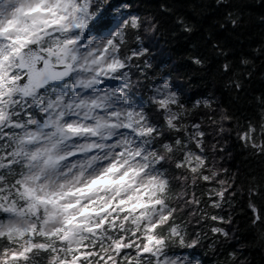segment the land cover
Here are the masks:
<instances>
[{
    "label": "snow or ice",
    "instance_id": "6c2138e0",
    "mask_svg": "<svg viewBox=\"0 0 264 264\" xmlns=\"http://www.w3.org/2000/svg\"><path fill=\"white\" fill-rule=\"evenodd\" d=\"M239 21L229 11L218 23ZM158 31L132 0H0V264H202L197 250L217 241L205 245L185 216L229 237L225 217L208 211L231 181L207 137L235 117L212 93L186 100L168 76L133 84V67H151L144 36ZM211 49L226 86L242 90L254 61L241 55V70L226 45ZM237 135L264 156V120ZM249 207L264 227V211Z\"/></svg>",
    "mask_w": 264,
    "mask_h": 264
},
{
    "label": "trees",
    "instance_id": "16d2710c",
    "mask_svg": "<svg viewBox=\"0 0 264 264\" xmlns=\"http://www.w3.org/2000/svg\"><path fill=\"white\" fill-rule=\"evenodd\" d=\"M132 2L141 15L155 16L159 21V31L144 36V44L149 49L145 59L151 67H133L130 73L133 84L140 79L141 83L148 85L151 80L168 76L186 100L194 101L212 93L219 105L235 117L225 122L227 131L223 134L214 132L207 137L211 162L220 170L221 179L231 181L222 207L209 208L208 211L225 217L226 222L219 226L229 232V237L211 233L210 227L216 222H197L195 217L185 216L190 232L208 234L205 245L217 241L214 247L204 246L197 250L202 264H264V227L252 222L254 214L249 207L252 203L264 211V194L249 192L250 188L258 185L264 192V156L256 154L237 135L248 127L249 121L259 129L260 122L264 120V105L260 103V99L264 98V54L253 51L264 45V0H224V5H218L217 0ZM161 5L170 11H161ZM229 11L239 14V24L235 28L230 24L221 28L218 22ZM178 16L193 26L191 33L180 30V25L176 23ZM213 40L232 50L229 58L236 62L234 67L244 70L239 63L241 55L254 61L251 77L246 74L243 77L242 90L226 86L228 77L219 70L220 60L211 49ZM192 54L206 57V67L194 66L189 60ZM142 73H147L148 80ZM140 91L147 96L146 88ZM256 135L259 138V130ZM212 144H218L215 152L211 151ZM220 146L223 151L219 150ZM232 192L235 194L231 195ZM187 211L185 209L181 215L184 216ZM232 253H235V258Z\"/></svg>",
    "mask_w": 264,
    "mask_h": 264
}]
</instances>
